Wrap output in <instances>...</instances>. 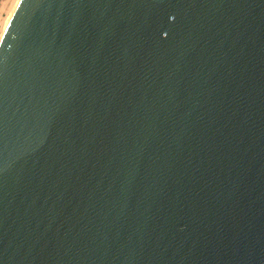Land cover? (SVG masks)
Wrapping results in <instances>:
<instances>
[{
	"label": "water",
	"instance_id": "1",
	"mask_svg": "<svg viewBox=\"0 0 264 264\" xmlns=\"http://www.w3.org/2000/svg\"><path fill=\"white\" fill-rule=\"evenodd\" d=\"M0 264H264V0H19Z\"/></svg>",
	"mask_w": 264,
	"mask_h": 264
},
{
	"label": "rangeland",
	"instance_id": "2",
	"mask_svg": "<svg viewBox=\"0 0 264 264\" xmlns=\"http://www.w3.org/2000/svg\"><path fill=\"white\" fill-rule=\"evenodd\" d=\"M19 0H0V37Z\"/></svg>",
	"mask_w": 264,
	"mask_h": 264
},
{
	"label": "bare ground",
	"instance_id": "3",
	"mask_svg": "<svg viewBox=\"0 0 264 264\" xmlns=\"http://www.w3.org/2000/svg\"><path fill=\"white\" fill-rule=\"evenodd\" d=\"M13 12V11H12ZM11 17V16H10ZM10 19V18H9ZM9 21V20H8ZM8 23V22H7ZM7 25V24H6ZM2 35V34H1Z\"/></svg>",
	"mask_w": 264,
	"mask_h": 264
}]
</instances>
